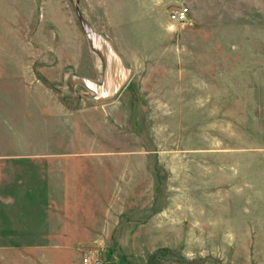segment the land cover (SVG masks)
<instances>
[{
  "label": "rangeland",
  "instance_id": "374dc122",
  "mask_svg": "<svg viewBox=\"0 0 264 264\" xmlns=\"http://www.w3.org/2000/svg\"><path fill=\"white\" fill-rule=\"evenodd\" d=\"M0 87L55 88L103 181L72 264H264V0H0Z\"/></svg>",
  "mask_w": 264,
  "mask_h": 264
},
{
  "label": "crops",
  "instance_id": "0c3cea01",
  "mask_svg": "<svg viewBox=\"0 0 264 264\" xmlns=\"http://www.w3.org/2000/svg\"><path fill=\"white\" fill-rule=\"evenodd\" d=\"M130 2L151 8L160 0ZM68 103L53 87H0L3 264H72L73 248L100 243L110 230L97 167L90 178L73 175Z\"/></svg>",
  "mask_w": 264,
  "mask_h": 264
},
{
  "label": "built area",
  "instance_id": "2783aa9c",
  "mask_svg": "<svg viewBox=\"0 0 264 264\" xmlns=\"http://www.w3.org/2000/svg\"><path fill=\"white\" fill-rule=\"evenodd\" d=\"M189 7L185 5L175 6L170 12L171 20L173 21H183L186 20L189 16ZM88 260V257L85 258V261Z\"/></svg>",
  "mask_w": 264,
  "mask_h": 264
}]
</instances>
